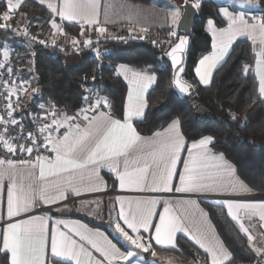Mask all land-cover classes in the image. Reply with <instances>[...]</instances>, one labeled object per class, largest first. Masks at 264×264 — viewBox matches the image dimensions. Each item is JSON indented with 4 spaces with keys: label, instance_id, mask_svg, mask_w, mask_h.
<instances>
[{
    "label": "snow or ice",
    "instance_id": "6c2138e0",
    "mask_svg": "<svg viewBox=\"0 0 264 264\" xmlns=\"http://www.w3.org/2000/svg\"><path fill=\"white\" fill-rule=\"evenodd\" d=\"M245 2L251 3L252 0H245ZM21 3L22 0H15V2L7 0V11L0 14V29H13L10 21L21 7ZM48 7L62 20L80 23L81 37L85 35V27L96 26L100 36H104L107 32L105 27L100 26L99 6L96 0H63L58 10L51 3ZM194 7L199 8V3ZM220 11L229 20V25L224 29L213 30L212 46L215 51L210 55H205L195 67L199 81L205 85L210 82L213 69L224 58L235 37L244 34L245 30L251 34L259 29L261 43H264V20H261L258 25L248 24L243 13L237 17L226 7L221 8ZM179 19L180 12L177 9L172 13L173 26ZM51 27L62 35L64 34L55 18L51 20ZM23 31L27 35L26 27ZM140 31L146 32L147 29L141 28ZM170 37H177V33L172 31ZM32 39L37 40L38 38L32 37ZM177 39L179 42L171 46L166 56L170 57L175 69V86L181 92L187 93L192 86L180 77L184 71L183 52L187 37H177ZM38 42L44 43V41ZM80 43L81 41L75 37L70 41L73 50H78L77 46ZM83 43L91 45L93 41L89 38ZM153 43L157 42L153 41ZM168 43L171 45V41ZM52 44L56 45L55 39L52 40ZM259 55L264 58V51H261ZM8 60L9 52L5 49L3 51L4 63H0V68H4ZM261 62H257L258 66ZM244 68L246 71L248 66L245 65ZM6 71L8 77L11 78L13 76L12 67H7ZM118 74H122L129 84L128 103L123 120L113 119L107 112L100 111L102 107L108 106V101L106 97H100L97 94L91 103L73 116L67 113L61 114L55 109L46 113L42 119L50 120V123H43L36 134L28 133L31 146L19 145V151L29 155L34 150L40 151L51 147V151L55 153L54 159L39 155L35 161L0 159V188H2L5 177L10 181L7 190L8 218L29 212L37 202L51 204L62 200L68 191L79 194L81 187L90 186L99 180V169L104 166L116 172L121 188L126 186L141 188L146 186L150 180L154 190L171 191V183L176 175L177 160L185 144L178 128V121H173L167 129L163 132H156L153 137L141 136L133 126L132 120L143 114L146 105L144 93L156 77L146 72L130 69L125 65L119 66ZM0 84L7 93L5 108L7 119L0 115V146L7 152L14 153L18 150L14 143L17 137L10 135V127L18 126L21 129L20 134L23 135V125L13 116V112L20 107L17 93L27 92L30 84L23 78H20L19 84L15 80L11 82L3 80ZM37 91V89H32L33 93ZM88 91L92 93V90ZM259 92L264 95V74L261 75ZM13 96L17 97L15 107ZM84 99L88 101L90 97L86 96ZM39 107L44 106L41 104ZM37 135L43 138L40 142L37 141ZM212 141L211 136H205L192 142L191 150H195L197 154L192 161L194 166L190 167L188 163L184 165V174L179 175L181 186L176 191L207 192L225 186L233 191L237 187L245 191L249 190L240 181L233 183L229 180L227 185L209 182L205 169L212 167L220 170L225 167L218 163H208L218 159L222 160V157L218 158L209 152L207 146ZM191 150L190 157L192 156ZM197 160L203 162L200 167L195 166ZM20 169H24L23 176L27 179V183L18 182L17 178L22 175ZM120 201L117 217L112 221V226L126 242L127 247L124 251L117 248L103 233L93 232L86 225L78 222L57 220V227L49 239L44 217H30L26 220L7 223L6 230L0 234L3 250L10 251V264H46L49 246L53 256L74 260L75 264H103L101 260L95 259L91 252L86 251L83 243L86 241L93 249L107 258L109 264H132L133 258L139 254V251L149 252L153 240L159 246L175 247V235L182 231L209 254L210 264H231L232 254L211 230L208 222L193 218L191 224L196 234H192L182 218L167 206V201L164 202L163 213L159 214V222L156 224L153 223V219L156 216L155 206L160 203L159 200L137 201L135 207L129 202L127 209L123 198H120ZM225 203L228 214L237 222L239 229L247 235L249 242H253L255 237L250 228L245 225L244 219L237 214L234 208L245 210L249 220L258 214L261 228H264V205H260L257 210V206L250 203ZM61 226L67 231L61 230ZM153 231L154 237L150 239H145V236L141 234L142 232L150 234ZM74 236L79 240L74 239ZM254 251L257 254H264V248L254 247ZM151 254L153 257L156 255L155 251Z\"/></svg>",
    "mask_w": 264,
    "mask_h": 264
},
{
    "label": "trees",
    "instance_id": "16d2710c",
    "mask_svg": "<svg viewBox=\"0 0 264 264\" xmlns=\"http://www.w3.org/2000/svg\"><path fill=\"white\" fill-rule=\"evenodd\" d=\"M149 5L152 0H123ZM264 5V0H261ZM199 17L193 27L185 79L196 87V94L191 99H183L173 90L172 68L163 53L177 37H170L171 27H162L154 33L147 32L149 42L129 40L121 42L115 39L102 41V55L88 53L76 66L66 64L58 55L59 50L37 49L25 59L27 69L32 66L38 75L37 86L42 90L33 93L22 110V115L30 121L38 112L41 101L55 110L78 112L84 104L86 87L93 86L96 95L106 97L108 111L118 119H124L127 83L117 73L116 66L126 63L139 70H148L157 76L156 84L148 93V108L142 119L135 121L137 131L142 135H151L166 127L173 119H179L181 129L188 142L205 136L213 138L212 147L231 161L239 176L255 191L264 194V99L258 92L254 75L255 52L253 43L247 38L237 39L226 58L216 69L211 85L202 86L195 75L197 61L211 49V36L206 31V22L213 19L223 27L227 24L220 14V5L215 0L199 2ZM7 11L5 0H0V14ZM20 18L28 21L43 22V29L38 25L29 28L30 35L42 38L52 30L50 25L53 14L35 0H24L13 16V23ZM64 33L81 38V26L61 23ZM130 29L122 26L112 29L124 34ZM85 34H98L96 28L85 27ZM10 32L0 29V36ZM160 40L166 50L153 47V40ZM39 40V39H37ZM248 68L245 71L244 66ZM27 69L25 71H27ZM95 77V79H93ZM36 89V88H35ZM31 97L33 98L31 100ZM29 104V105H28ZM198 106L207 108L203 119L195 112ZM32 116V117H31ZM109 188H116L113 174L103 172ZM221 238L232 253L231 264H250L258 260L247 237L240 231L228 215L223 205L202 201ZM65 216H77L88 223L105 228L85 214L70 212L59 213ZM120 243V242H119ZM182 256L193 263L205 256L185 237L177 240ZM121 244V243H120ZM206 259V258H205ZM52 264H70L59 260ZM0 264H9L7 254L0 256Z\"/></svg>",
    "mask_w": 264,
    "mask_h": 264
},
{
    "label": "crops",
    "instance_id": "0c3cea01",
    "mask_svg": "<svg viewBox=\"0 0 264 264\" xmlns=\"http://www.w3.org/2000/svg\"><path fill=\"white\" fill-rule=\"evenodd\" d=\"M23 1L24 0H22V2ZM35 1L45 6L53 14L56 22L60 24V26H61V23L77 24L81 26V24L78 22L62 20L59 16H57L52 11V9L48 7V4L51 3L58 10L59 7L62 5L63 0H43V2H41V0H35ZM170 1L171 2H169L168 4L169 6H167V4H163L162 2H159L157 4L151 3L149 5H146V4L134 3V2L123 1V0H111L110 2H106V0H96L99 6L98 10H99L100 26L105 27L107 30L114 29L116 27L121 28L122 26L128 27L130 30L132 29L140 30L141 28H144V29H147V32H150V33H154L157 29L162 28V27H171L173 31L176 32V25L173 26L172 24V13L178 9L180 12V16H181L182 8L180 4L183 0H170ZM195 1L196 3H199L201 0H195ZM215 1L219 3L220 9L226 7L228 8L229 12L232 13L234 16L238 17L241 13H243L244 18L248 24L258 25L261 20H264L263 19L264 5L261 3V0H252L251 3H247L245 2V0H215ZM5 2L7 4V0H5ZM220 14L222 18L225 19L227 22L225 26L223 27L218 26L213 19H208L206 22V26H205L206 31L211 36V49L205 55H210L215 51V49L212 46L213 40H214V37L212 35L213 30L214 29H217V30L224 29V28H227L229 25V20L222 14L221 11H220ZM210 21L213 23H209ZM50 25H51V22H50ZM89 28H96V26H91ZM52 30L54 32L53 28ZM63 33H64V30H63ZM253 37H255V39ZM240 38H247L253 43V49L255 52V62H254L253 70H254V75L256 77V80H257V84H258L257 86H258V92H259L261 75L264 74V58H262L259 55L261 51H264V43H261L259 29H257L255 33H251V34H249L247 30H245L244 34H241L235 37V39L231 43V46L228 48L226 54L224 55V58L217 64L216 68L213 69L210 82L207 85L200 82L198 76L195 73L199 84H201L202 86L211 85L216 69L226 60L233 43L237 39H240ZM13 39H15L13 44H10L11 42L8 43L7 41H4V40L2 41V44L0 42V58L3 57V51L5 49H7L9 52L12 47L23 43V38L21 36H16ZM205 55H203L200 59H202ZM199 60L197 61L196 66H198ZM258 61H262L259 64V66L257 64ZM120 65H125L130 69L136 70L138 72H146L149 75H154L156 77L155 81L151 84V86L144 93L146 105L143 109V114L139 117H134L132 120L133 126L135 127V121L142 119L146 114V111L148 108L147 96L151 88L156 84L157 76L155 73H152L148 70H139L136 67L131 66L126 63H120L116 66L117 73L119 72ZM119 75H121V77L124 79L122 74H119ZM125 82L127 83V87L129 90L128 81L125 80ZM128 90H127V96H128ZM259 94H260V97L264 99V95H261L260 92ZM127 96L125 100V111H126L127 103H128ZM106 107H102L100 111L107 112L108 114L111 115L113 119H118L115 116H113ZM58 112L61 114L67 113L69 116H73L79 113V111L74 113V112H67L63 110H59ZM89 115H93V113H89ZM80 120L82 121V116L80 117ZM120 120H123V119H120ZM173 121H178V128L184 138L185 144L180 152L179 159L177 160V165H176V170H175L176 175L174 176L172 183H171V191L154 190L150 183V180L146 186L141 187V188L128 187V186L121 188L116 172L104 166L99 169V173H98L99 180L90 186L81 187L79 190V194L73 191H68L65 193L64 199L57 200L55 203L46 204V203H43L42 201L37 202L35 206L29 212L21 213L19 216L10 219L7 216V190L10 186V181L8 180L7 177H5V179L3 180L2 188H0V234H2L6 230L7 223L9 222L14 223L19 220L29 219L30 217H44L46 230H47L49 239L57 227L56 225L57 220H63V221H68V222H78L79 224L86 225L87 228L92 230L93 232L103 233L108 238V240H110L113 244L116 245L117 248H120L122 251H124L126 250V247H127L126 242L123 240L122 237H120L114 231L113 226H112V221H114L117 217L118 209H119L120 202H121L120 198H123V202L125 204L126 209H127L129 202H131L133 207H135V204L137 201H147V200L155 199V200H159L160 203L156 204L155 206L156 216L153 219L154 224L159 222L158 220L159 214L163 213V209L165 207L164 202L167 201L168 202L167 206L170 207L171 210L177 216H180L182 218L185 226H187L190 229L192 234H196L195 228L191 224V220L193 218L206 221L211 225V230L215 232L216 236L219 238L220 241L223 242V245L225 246V248L230 252L229 248L226 246L223 239L221 238L216 226L214 225L207 209L203 206L202 201L203 200L207 201L205 199L206 197L213 196L215 198L208 200V201L215 203V204L223 205L226 208V210H227V204L225 202H233L234 204L235 203H250V204L256 205L257 210H259V206L264 205V197H263L264 194L259 193L255 191L254 189H252L239 176L235 165L231 161H229L223 153L216 151L212 147L213 141L207 146L208 150L212 155L218 158L222 157V160L218 159L216 161H209L208 163H218V164L224 165L225 167H222L220 170H217L216 168H212V167L205 169V174L208 177L209 182H215L218 184L227 185L229 180H231L233 183L240 181L243 183L246 189H249V190L245 191L237 187V189L233 191L232 189L227 188L225 186V187H218L215 190L207 191V192H178L176 191V189L181 186L179 182V175L184 174V165L188 163L190 167L194 166L192 161L197 155L195 150H191V144L194 141L192 142L187 141L186 137L184 136L182 132L180 121L177 118L173 119L166 127L155 131L151 135H142V134L140 135L143 137H153L156 132H163L165 129H167L168 126L173 123ZM190 150L192 151L191 157L189 155ZM202 163L203 162L197 160L195 166L200 167ZM105 171L113 174V176L116 179V188L114 190H111L109 188L108 182L103 176V172ZM20 172L22 173V175L17 178L18 182L27 183V179L23 176L24 169H20ZM37 208H43L44 211L38 212L36 210ZM234 210L237 211V214L242 219H244L245 225L250 228L252 235L255 237V240L253 242L251 243L249 242V245L252 248V250L254 251V247L264 248V228H261V221L259 220V215L257 214L256 216L252 217L251 220H249L248 217L246 216L245 210L235 209V208ZM61 212L62 213L63 212L64 213L75 212V213L85 214L88 217L94 219L96 222L101 223L105 225L106 227H108V229L111 231V234L105 228L92 225L77 216L59 215V213ZM231 219L235 222V224L238 227L237 222L232 217ZM61 230L67 231V229H65L63 226H61ZM141 234L145 236V239H150L154 237V231L151 232L150 234L143 233V232ZM243 234L247 237L245 233ZM179 236L185 237L190 243H192L193 246H195L205 256L207 264H210L209 254H207L204 251V249H201L198 245H196L195 242L190 239L188 234L182 231L177 232L175 235V247L159 246V245H156L153 240L152 248L149 250V252L145 253L143 251H139V254L133 258L132 264H191V261L185 259L181 254V251L177 243ZM73 238L79 240L78 237L74 236ZM83 243H84L86 251L91 252L92 256L95 259L101 260L103 264H109V261L107 260V258L103 257V255L100 252L93 249L91 245H89L86 241ZM152 251H155L156 253L155 257L152 256L151 254ZM2 254L8 255L9 264H10L11 253L10 251L3 250L2 238H0V256ZM257 255H258V260L260 261V263L264 264V255L263 254H257ZM53 260H59L63 262H68L70 264H75L74 260L53 256V254L51 253V248L49 246L47 250V254H46V264H52L51 261Z\"/></svg>",
    "mask_w": 264,
    "mask_h": 264
},
{
    "label": "built area",
    "instance_id": "2783aa9c",
    "mask_svg": "<svg viewBox=\"0 0 264 264\" xmlns=\"http://www.w3.org/2000/svg\"><path fill=\"white\" fill-rule=\"evenodd\" d=\"M264 19V16H263ZM24 28H19L18 32L21 33L22 37H23V43L17 46H14L10 49L9 51V60L7 62V64L5 65L4 68H0V81L3 80H9L11 82V80H15V82L17 84L20 83V78H23L24 80L29 81L30 86L27 89V92H21V93H17V96L19 97V104L20 107L13 112V116L15 119H17L20 124L23 125V135H21V129L17 126L15 128H11L9 129V133L11 136L13 137H17V139L14 141V143L17 145V151L14 153H10L7 152L2 146H0V159H4V160H13V161H20V160H32L35 161V158L39 155V156H46V157H50L52 159L55 158V153H53L51 151V147H49L48 149H41L40 151H33L30 155L28 153L25 152H21L19 151V145H24L25 147L31 146V142L28 139V133H33L36 134L38 128L43 124V123H50V120H44L42 119L46 113L51 112L54 108L53 107H48L46 106V103L44 104L43 108H40L39 106L41 104H39V108H40V112H38V114H36L30 121H27L26 118L22 115V110L23 108H25V102H26V97L28 95V93L31 91L32 89V85L31 82L27 76L26 73V69L27 66L25 65V59L31 55L34 54L36 52L37 49H54V50H59V51H66V52H76L79 50H84V49H88V50H93V49H97V51L95 52V54L97 55H102L104 50L102 49V41H107V40H118L121 42H126L129 40H133L136 42H149V37L147 36V32H141L136 31V30H129L128 32L124 33V34H118L116 36H100L99 34H85L83 37L78 38L77 36H70V38H67V42L60 40V39H56V38H51L48 40L42 39V40H34L33 44L28 45L27 43L30 42V39L28 37L29 35V31H27V35L24 34ZM69 37V36H68ZM75 37L78 40L81 41V43L77 46L78 50H73V47L70 44L71 39ZM91 39L93 41V43L91 45H87L85 43H83V41L87 40V39ZM55 39L56 40V45L52 44V40ZM38 41H44V43H40ZM153 41H156L157 43H153ZM152 41V45L153 47H156L158 49H162V50H166L165 47H163V43H161L162 41L156 39ZM0 63H4L3 61V57L0 58ZM12 67L13 69V76L11 78L8 77L7 75V67ZM88 90H92V93H90ZM6 96L7 93L5 92L4 87L2 86V84H0V115L5 116V118L7 119V115H6ZM86 96H89L90 99L88 101H85L84 99V104L82 108H85L87 106V104L91 103L92 100L95 99L96 97V92L95 89L93 88V86L88 85L86 87V94L84 96V98ZM16 96H13L12 99L14 101V107H15V101H16ZM32 117V116H31ZM63 131V130H62ZM53 135H55V133H53ZM43 138L39 135H37V141L40 142ZM215 197L213 196H208L205 199L211 200ZM38 212H43L44 209L43 208H37L36 209ZM264 255V254H263ZM191 264H207V261L205 258H197V260H195L193 263ZM250 264H261L259 260L250 263Z\"/></svg>",
    "mask_w": 264,
    "mask_h": 264
},
{
    "label": "rangeland",
    "instance_id": "374dc122",
    "mask_svg": "<svg viewBox=\"0 0 264 264\" xmlns=\"http://www.w3.org/2000/svg\"><path fill=\"white\" fill-rule=\"evenodd\" d=\"M110 1L111 0H106V2H110ZM159 2H162L163 4H167V6H169L168 4L171 1L170 0H168V1H166V0H152V3H154V4H157ZM10 23H12L13 29H8L10 32H7V33H5V34H3V35L0 36V40H1L0 42H1V44H2V41L3 40L4 41H7L8 43L11 42L10 44H13L14 43V40H15V39H13L14 37H16V36H21L22 37L21 33L18 32V29L19 28H25L26 27L27 28V31H29V28L32 25H38L40 27V29H43V26H44L43 22L28 21L27 19H24V18H20V20H17L16 23H13L12 21H10ZM136 31H139V30H136ZM118 34H121V33L113 32L112 29H109V30H107V32L104 34L103 37H106V36H116ZM68 36L69 35H66L65 33L62 35L60 32H58L56 30H54V32H53V30H50V31L47 32L46 36H44L42 38H38V37L37 38L40 39V40H42V39L48 40V39H51V38H56V39H60V40H63V41H66L67 42V38H70V36L69 37ZM28 37L30 39V42H28L27 44L31 46V44H33V42H34V40L32 39V37H35V36L30 35V31H29ZM96 51H97V49H93V50L84 49V50H79V51H76V52H66V51H62V52H59L58 55L63 59V61L66 64L71 65V66H76V65H78L80 63V61L85 57L86 54L91 53V52L95 53ZM26 73H27V76H28V78H29V80L31 82L32 89H35L36 88V85H37V82H38V75H37V73L34 71V69L32 68L31 65H29V68L27 69ZM32 89L28 93L26 99L30 95L33 97V95H32L33 94ZM32 97H31V100L33 99ZM27 102H25V105H27ZM28 103L31 104V102H28ZM40 104H42L44 106L45 102L44 101H41ZM263 197H264V195H263Z\"/></svg>",
    "mask_w": 264,
    "mask_h": 264
},
{
    "label": "water",
    "instance_id": "95a60500",
    "mask_svg": "<svg viewBox=\"0 0 264 264\" xmlns=\"http://www.w3.org/2000/svg\"><path fill=\"white\" fill-rule=\"evenodd\" d=\"M197 4L195 0H183L180 4L182 8V13L180 16V19L178 20L176 24V33L177 37H187V42L185 45V49L183 52V68L184 71L180 74V77L182 80L186 81L188 84H190L192 87L189 90V92L184 93L179 90L178 87L175 86L174 84V74H175V69L171 64V59L170 57L166 56V53L170 51L171 46H174L175 43L179 42L178 39H176L173 44L163 53V56L166 60L171 65L172 68V86L173 90L178 94L180 98L183 99H191L195 94H196V87L193 83L185 79V72H186V66H187V61H188V52L190 49V44H191V36L193 34V27L196 22V20L199 17V8L194 7V5ZM36 89L38 90L35 94H39L42 90L41 86H37ZM195 112L201 113L200 118L203 119L205 117V113H209L210 116H212L211 112L203 107V106H198L195 109Z\"/></svg>",
    "mask_w": 264,
    "mask_h": 264
}]
</instances>
